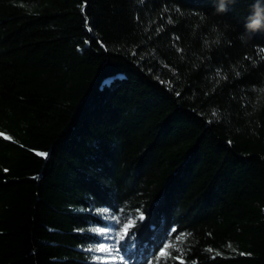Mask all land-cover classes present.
<instances>
[{
	"label": "trees",
	"instance_id": "trees-1",
	"mask_svg": "<svg viewBox=\"0 0 264 264\" xmlns=\"http://www.w3.org/2000/svg\"><path fill=\"white\" fill-rule=\"evenodd\" d=\"M218 3L0 0V264H264V0Z\"/></svg>",
	"mask_w": 264,
	"mask_h": 264
},
{
	"label": "clouds",
	"instance_id": "clouds-1",
	"mask_svg": "<svg viewBox=\"0 0 264 264\" xmlns=\"http://www.w3.org/2000/svg\"><path fill=\"white\" fill-rule=\"evenodd\" d=\"M227 11V0H219L216 5L217 13H224ZM257 31H264V8L259 3L251 6V11L245 21V33L240 35L243 42H247L251 34Z\"/></svg>",
	"mask_w": 264,
	"mask_h": 264
},
{
	"label": "rangeland",
	"instance_id": "rangeland-1",
	"mask_svg": "<svg viewBox=\"0 0 264 264\" xmlns=\"http://www.w3.org/2000/svg\"><path fill=\"white\" fill-rule=\"evenodd\" d=\"M101 234L105 236V239L108 241L107 243L101 245L100 247L107 248L108 252H98L99 256L102 259L97 260L99 263L105 264L104 258H108L106 264H126L117 253V243L125 237L127 233V228L121 232L116 231H100ZM99 248V247H98ZM111 257H115V260H112Z\"/></svg>",
	"mask_w": 264,
	"mask_h": 264
},
{
	"label": "snow or ice",
	"instance_id": "snow-or-ice-1",
	"mask_svg": "<svg viewBox=\"0 0 264 264\" xmlns=\"http://www.w3.org/2000/svg\"><path fill=\"white\" fill-rule=\"evenodd\" d=\"M40 155H46L45 153H41ZM165 248L167 247V245L164 246ZM88 251H98V252H108L109 250L107 248L104 247H99L96 249H88ZM167 253H165L163 250H161L160 255H166ZM94 259L96 260H101V257H94ZM108 258H104L105 260V264ZM112 260H115V257H111Z\"/></svg>",
	"mask_w": 264,
	"mask_h": 264
}]
</instances>
